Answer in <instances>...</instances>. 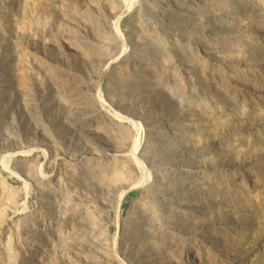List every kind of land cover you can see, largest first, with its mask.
I'll return each instance as SVG.
<instances>
[{
  "label": "rangeland",
  "instance_id": "374dc122",
  "mask_svg": "<svg viewBox=\"0 0 264 264\" xmlns=\"http://www.w3.org/2000/svg\"><path fill=\"white\" fill-rule=\"evenodd\" d=\"M126 2L0 0V264H106L102 226L113 241L116 197L139 171L132 157L115 181L100 168L94 204L73 177L81 150L109 135L89 121L127 135L124 152L139 125L145 154L187 171L166 191L164 228L144 225V188L126 191L120 217L142 197L140 227L119 240L127 261L109 264H264V0H141L121 39L112 21ZM91 218L102 226L83 230Z\"/></svg>",
  "mask_w": 264,
  "mask_h": 264
},
{
  "label": "bare ground",
  "instance_id": "6f19581e",
  "mask_svg": "<svg viewBox=\"0 0 264 264\" xmlns=\"http://www.w3.org/2000/svg\"><path fill=\"white\" fill-rule=\"evenodd\" d=\"M115 1V0H114ZM123 1V0H122ZM108 3V2H107ZM116 3V2H115ZM141 3V0H127L126 2V5H125V9L123 12H120L114 19L113 22V27H114V31L117 35H119L121 37V28H120V19L122 17V14L128 10H130L135 4H140ZM114 5V4H113ZM136 6V5H135ZM134 6V7H135ZM139 6V5H138ZM113 7V6H112ZM123 10V9H122ZM116 15V14H115ZM108 16V15H107ZM113 16V15H112ZM100 17V16H99ZM95 18V17H94ZM114 18V17H113ZM112 18V19H113ZM104 19V18H103ZM111 19V18H110ZM99 20V19H98ZM106 20V19H105ZM107 21V20H106ZM97 22V21H96ZM104 22V21H102ZM94 23V22H93ZM98 23V22H97ZM100 23V22H99ZM112 24V23H111ZM90 25V24H89ZM43 26V25H42ZM99 26V25H98ZM92 27V26H91ZM86 28V27H85ZM93 28V27H92ZM82 29V28H81ZM94 29V28H93ZM97 29V28H96ZM99 29V28H98ZM100 30V29H99ZM85 31V30H84ZM92 31V30H90ZM93 32V31H92ZM91 32V33H92ZM87 33V32H86ZM110 33V32H109ZM125 33V32H124ZM76 35V34H75ZM78 35V34H77ZM82 35V34H81ZM103 35V34H102ZM79 36V35H78ZM77 36V37H78ZM109 36V35H107ZM115 36V35H114ZM95 37V36H94ZM106 37V36H105ZM125 37V36H124ZM142 37V36H141ZM79 39V38H78ZM90 39V38H89ZM113 39V38H112ZM115 39V37H114ZM122 39V37H121ZM111 40V38H110ZM131 40V39H130ZM133 41V40H132ZM83 42V41H82ZM118 42V41H117ZM125 42V41H124ZM88 43V41H87ZM127 43V42H126ZM80 44V43H79ZM83 45V43H82ZM86 45V44H85ZM84 45V46H85ZM91 45V44H90ZM121 45V44H120ZM119 45V46H120ZM87 46V45H86ZM85 48H88L86 47ZM78 47V46H77ZM96 47V46H95ZM105 47V46H104ZM118 47V46H117ZM99 48V47H98ZM80 49V48H79ZM90 49V48H89ZM94 49V48H93ZM86 50V49H85ZM92 51V50H91ZM103 51V50H102ZM101 51V52H102ZM107 51V50H106ZM86 52V51H85ZM88 52V51H87ZM99 51V53H101ZM105 52V51H104ZM114 52V51H113ZM116 53V52H115ZM114 53V54H115ZM90 54V53H89ZM96 54V53H95ZM97 59V58H96ZM113 59V58H112ZM117 59V58H115ZM111 60V59H110ZM114 60V59H113ZM134 61V60H133ZM149 62V61H148ZM148 62L146 60H141V61H137V64H136V68H145L146 65L148 64ZM109 64V63H108ZM108 66V65H107ZM120 67V66H119ZM112 68V67H111ZM116 68V66L114 67ZM106 69V68H105ZM117 69V68H116ZM121 70V69H120ZM116 71V70H115ZM101 73H99L100 75ZM90 78V77H89ZM83 82V81H82ZM96 83V82H95ZM86 87V86H85ZM60 89V88H59ZM58 89V90H59ZM99 91V90H98ZM70 92V91H69ZM58 93V92H57ZM61 93V92H60ZM63 93V92H62ZM66 94V93H65ZM99 95V94H98ZM100 96V95H99ZM83 101V100H82ZM101 102V101H100ZM98 105V104H97ZM96 105V106H97ZM104 105V104H103ZM105 106L101 107V108H104ZM96 108V107H95ZM100 108V107H99ZM108 108V107H107ZM106 108V109H107ZM91 109V108H90ZM105 109V110H106ZM104 110V111H105ZM108 110V109H107ZM87 111V110H86ZM92 111V110H91ZM84 112V111H83ZM92 114V113H91ZM106 115V114H105ZM113 116H116V114H112ZM118 115V114H117ZM94 117H95V114H92V115H89L87 117L88 120H91L92 122H96L97 120L95 119L94 120ZM118 117V116H117ZM83 118V117H82ZM114 118V117H113ZM162 118V116H161ZM111 118H109L110 120ZM118 119V118H117ZM112 120V119H111ZM116 121V120H115ZM161 121V120H160ZM90 122V121H89ZM84 123V129H88L89 131L93 130V134H98L99 136V130L100 128H102L104 131L106 132H109L107 136H104L106 137V139H103V137H99L100 141L98 140H94L96 143H99L98 145L102 146L101 148L98 147V150L96 152L94 151H89L85 149L81 150V153H83V157H82V162L79 163L78 165H72L73 166V177L74 179L78 182L79 186L81 187L80 189L82 191L86 190V191H90V190H93L94 191V196H92V202L94 204H97V202L95 201V197H98V194H99V190L100 188L98 187H94L91 189V187H93V185L96 184L97 180L96 179H103L99 174L100 172L99 171H102L101 169L103 170H111V172L109 173L110 177H112V179L115 181V179L117 180V178L119 177V174L120 172L122 171H126L128 173H132L130 167H129V161H128V157H132L137 166H138V171H139V174H135V177L133 179V181H131V186H127L125 187L124 189L120 190V192H118V195L116 197V204H115V211H116V218H117V227H118V230H117V234L116 236H114V239L113 241H110V242H107L108 241V233H109V230H108V226L105 222V224L100 225V221L98 220H95L93 218H91V220H87L83 222V225L82 227H84L83 230H87L89 228H93L94 226H97V225H100L103 227V229H101L102 231V234H103V237H104V240H105V244L106 245H103L104 247V253L106 252L107 254V262L106 264H109L111 261H123L124 258H125V255H124V250L126 249L125 246L122 245H119V240L121 241H127L131 238L134 237V235L136 234V228L140 227V225H135L134 222L136 220V217H135V214L137 212H135V209L134 207L137 205V203L141 200H142V197L141 198H134L132 199L131 201V206H130V209L128 210L127 212V215L126 217L124 218H121L120 217V209H121V202H122V198L124 196V194L126 193V191L130 188V187H142L146 190V200H144L143 203H141L142 207H143V210L142 212L140 213L143 214V216H145L146 218V222H145V226H148L149 227H153V228H157L159 227L160 225L164 226L168 223H166L167 220H165V218H168L167 216L169 214H171V211H168L166 209L163 208V205L165 204V200L168 199L167 196H166V191L173 187H177L176 186V182H175V176L177 175L178 177L176 178H180V179H184L186 178L185 176L187 175V171L185 168H183L181 165L183 164H174L172 163V165H161L162 163H159L161 159H156L157 156H154L151 155H147L145 154V147L143 145V147L145 148H142L141 149V138H142V135H143V129L133 123L135 125V128L134 130L136 129L137 130V133H134L136 134L135 138H133L131 145L130 147L128 146V150L125 152L124 151H120L119 149H121L122 146H120V148H117L118 145L117 144V139L116 137L119 136V140L120 139H124L122 141H124V143H122V145L124 144L125 146L127 145L126 143V140L129 139V137L127 135H124L123 133H120V131L117 130L116 127L114 126H107L106 125H103L101 127H97V128H94L95 126H93L92 123ZM118 122V121H117ZM164 122V121H163ZM107 123V122H106ZM162 123V122H161ZM166 123V122H165ZM118 124V123H117ZM132 124V125H133ZM158 124V123H157ZM113 125V122L112 124ZM168 125V124H167ZM92 126V127H91ZM153 126V125H152ZM159 127V131L160 130H163L162 128H165L164 132H170L168 131V127H164L158 125ZM145 128V127H144ZM153 129V127H152ZM154 129H156L154 127ZM82 131V129H81ZM85 131V130H84ZM83 131V132H84ZM87 131V130H86ZM82 132V133H83ZM162 132V133H164ZM85 133V132H84ZM88 133V132H87ZM91 133V132H90ZM129 133V132H128ZM153 133V132H152ZM155 133V132H154ZM162 133H160V138H161V135H163ZM103 134H106V133H103ZM167 134V133H166ZM169 134V133H168ZM88 135V134H87ZM90 135V134H89ZM165 135V134H164ZM113 136H115V139H113ZM88 137V136H87ZM154 137V136H153ZM164 137V136H163ZM167 137V136H166ZM154 139V138H153ZM143 140V139H142ZM159 140V139H158ZM102 141V142H101ZM121 141V140H120ZM121 141V142H122ZM128 141V140H127ZM148 141H149V145L150 143H153L154 141L152 140V138H148ZM120 142V143H121ZM116 143V144H115ZM160 143H162V141H160ZM144 144V143H143ZM155 144V143H154ZM157 144V142H156ZM165 144V143H164ZM121 145V144H120ZM152 145V144H151ZM153 146V145H152ZM160 146V145H158ZM148 147V146H147ZM86 148V147H85ZM124 148V147H122ZM87 149V148H86ZM100 149H103L100 150ZM144 149V150H143ZM124 150V149H123ZM149 150V149H148ZM149 154V152H148ZM12 155L9 154L6 156V163H5V167L7 169H9V166L7 165L10 157ZM188 159V158H187ZM177 160V159H176ZM119 165V166H118ZM189 166V165H188ZM101 168V169H100ZM11 169V168H10ZM40 170H41V166H40ZM12 174L17 175L14 171H11ZM42 173V172H41ZM45 173V172H44ZM41 175V174H40ZM126 175V173H125ZM19 176V175H18ZM45 176V183H46V186H49L52 184V180H51V177L50 175H43ZM97 176V177H96ZM18 178V177H17ZM63 178V177H62ZM41 179V178H40ZM43 179V178H42ZM59 181V180H58ZM177 181V180H176ZM57 182V181H56ZM99 182V181H98ZM101 182V181H100ZM184 183V182H183ZM186 183V181H185ZM59 184V183H58ZM181 185V184H180ZM24 186L27 188V190L29 189V185L28 183L24 182ZM54 186H56L54 184ZM78 186V187H79ZM66 187V186H65ZM121 187V186H120ZM55 189V188H53ZM60 189V188H59ZM64 189V187H63ZM181 189V188H180ZM67 190V189H66ZM80 190V191H81ZM103 190V189H102ZM119 190V189H118ZM182 190V189H181ZM186 190V189H185ZM112 191V190H111ZM110 192V191H109ZM186 192V191H185ZM81 195H85L86 192H80ZM102 193V192H100ZM187 193V192H186ZM64 195V194H63ZM72 196V195H71ZM90 195L88 194L87 197H89ZM91 197V196H90ZM68 198V197H67ZM70 198V196H69ZM79 198L81 199L82 197L79 195ZM79 198H77L76 200H78ZM79 199V200H80ZM102 199H104L102 197ZM67 200V199H66ZM71 200V198H70ZM48 201V200H47ZM80 202V201H79ZM82 202V201H81ZM65 203V202H64ZM67 203V202H66ZM65 203V204H66ZM73 203V202H72ZM75 203V202H74ZM172 203V202H171ZM78 204V203H77ZM167 204V203H166ZM69 205V204H68ZM97 206V205H96ZM100 206V205H99ZM168 206V205H167ZM63 208V206H60ZM65 207V206H64ZM76 207V206H75ZM101 207V206H100ZM78 208V207H77ZM169 209V208H168ZM65 210V209H64ZM69 210V209H68ZM75 210V208H74ZM100 210V209H99ZM79 211V210H78ZM71 214V213H70ZM82 214V213H81ZM93 214V213H92ZM175 215V214H174ZM165 217V218H164ZM172 219V218H171ZM41 221L43 220L42 219H38L36 221H32V226L31 228L32 229H35L37 228V226L39 227V225L43 224L40 223L38 221ZM170 220V219H169ZM174 222V221H173ZM82 223V222H81ZM172 223V221H171ZM159 224V226H158ZM174 224V223H173ZM180 224V223H179ZM170 225V224H169ZM169 227V226H168ZM99 228V227H98ZM95 229V228H94ZM159 229V228H158ZM171 229V228H170ZM81 229L80 231V238H78V243L82 244V241H85V239L83 238L84 237H87V234ZM91 231V229H89ZM89 231V233H90ZM94 232V231H93ZM78 233V232H77ZM101 234V235H102ZM96 235V234H95ZM78 236V235H77ZM102 237V236H101ZM92 239V237H91ZM70 240V239H69ZM90 240V239H89ZM93 240V239H92ZM72 241V239H71ZM100 241V240H99ZM102 241V240H101ZM73 242V241H72ZM77 242L76 240L74 241V243ZM104 242V241H102ZM72 243V244H74ZM85 243V242H84ZM95 243V242H94ZM98 243V241H97ZM123 243V242H122ZM129 243V242H128ZM87 244V243H86ZM90 244V243H89ZM88 248H85V250L81 251V252H87L86 250L89 249L90 245H87ZM97 246V245H96ZM129 246V245H128ZM92 248V247H91ZM82 249V248H81ZM90 250V249H89ZM93 250V249H92ZM129 250V249H128ZM98 251V250H97ZM130 251V250H129ZM95 252V251H93ZM79 254V253H78ZM95 254V253H94ZM98 254V253H97ZM98 255H105L103 253H99ZM127 255V254H126ZM92 256V255H91ZM95 256V255H93ZM130 256V255H129ZM199 256V255H198ZM197 256V257H198ZM83 257V256H82ZM86 257V256H84ZM88 257V255H87ZM99 257V256H98ZM127 258V256H126ZM129 258V257H128ZM86 259V258H85ZM103 259V258H102ZM106 259V258H105ZM132 259V258H131ZM130 259V260H131ZM136 260V259H135ZM100 261V260H99ZM103 261V260H102ZM101 261V262H102ZM124 261H127V260H124ZM109 262V263H108ZM134 263V262H132ZM130 262L126 263V264H132ZM92 264H98V263H92ZM101 264V263H100ZM104 264V263H103ZM134 264H137V263H134ZM140 264V263H138Z\"/></svg>",
  "mask_w": 264,
  "mask_h": 264
}]
</instances>
